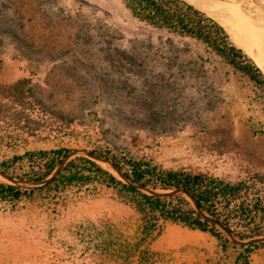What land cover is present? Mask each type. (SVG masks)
I'll return each instance as SVG.
<instances>
[{
    "label": "rangeland",
    "instance_id": "obj_1",
    "mask_svg": "<svg viewBox=\"0 0 264 264\" xmlns=\"http://www.w3.org/2000/svg\"><path fill=\"white\" fill-rule=\"evenodd\" d=\"M230 3L238 10L205 3L221 8L215 15L194 5L222 25L248 20L264 31V0ZM24 76L41 104L82 122L63 142L30 139L28 149L64 144L78 148L72 158L85 154L83 136L99 131L169 168L232 181L264 170L263 92L205 44L133 17L123 0H0V83ZM52 196L0 206V264H163L142 239L138 212L114 189L71 188L64 202ZM240 251L230 246L224 264H237ZM250 264H264V245Z\"/></svg>",
    "mask_w": 264,
    "mask_h": 264
},
{
    "label": "trees",
    "instance_id": "obj_2",
    "mask_svg": "<svg viewBox=\"0 0 264 264\" xmlns=\"http://www.w3.org/2000/svg\"><path fill=\"white\" fill-rule=\"evenodd\" d=\"M131 15L168 33L205 44L233 68L251 79L263 92L264 71L230 37L216 19L187 0H123ZM33 80L24 76L14 83H0V170L25 184L0 181V206L14 207L23 197L36 192L66 199L71 188H89L102 184L116 191L119 198L139 214L143 240L159 236L166 222L208 232L223 251L240 248L237 264H250L251 254L264 242L241 245L224 232L185 197L190 194L199 208L221 221L228 230L247 239L264 234V170L250 171L232 181L209 172L187 168H169L151 154L134 155L110 143L101 132L85 134L90 155L70 154L78 148L57 144L50 148L25 147L30 139L61 143L72 136L76 118L47 108L33 93ZM264 133V130L262 131ZM88 133V132H87ZM80 139V137H78ZM83 139V138H82ZM24 148L22 153L17 151ZM7 151H15L7 155ZM91 155L103 158L112 170ZM68 159L65 161V159ZM65 161V162H64ZM56 175L47 179L63 163ZM23 164L27 169L19 174ZM127 180L121 178L116 170ZM43 182V183H41ZM142 186V187H140ZM179 189L174 194L150 193ZM63 201V202H64Z\"/></svg>",
    "mask_w": 264,
    "mask_h": 264
},
{
    "label": "crops",
    "instance_id": "obj_3",
    "mask_svg": "<svg viewBox=\"0 0 264 264\" xmlns=\"http://www.w3.org/2000/svg\"><path fill=\"white\" fill-rule=\"evenodd\" d=\"M147 242L163 264H224L229 255L208 232L172 222H166L162 233Z\"/></svg>",
    "mask_w": 264,
    "mask_h": 264
},
{
    "label": "bare ground",
    "instance_id": "obj_4",
    "mask_svg": "<svg viewBox=\"0 0 264 264\" xmlns=\"http://www.w3.org/2000/svg\"><path fill=\"white\" fill-rule=\"evenodd\" d=\"M197 6L207 10L211 14H217L215 11L220 10L219 6H216L215 11L208 10L205 7V3L214 2L215 0H191ZM224 2L229 7L238 10L237 5L230 2H242L247 3L248 0H218ZM259 12V11H258ZM239 17V12L233 14L232 18ZM248 21V20H247ZM247 21H232L222 20L223 26L226 30L239 42V46L248 52L255 60L256 63L264 68V31H259L251 26ZM250 21V20H249ZM252 22V21H251ZM256 26V25H255ZM257 27V26H256ZM259 28V27H258ZM257 50V51H256Z\"/></svg>",
    "mask_w": 264,
    "mask_h": 264
},
{
    "label": "water",
    "instance_id": "obj_5",
    "mask_svg": "<svg viewBox=\"0 0 264 264\" xmlns=\"http://www.w3.org/2000/svg\"><path fill=\"white\" fill-rule=\"evenodd\" d=\"M187 1L190 2V3H192V4L194 5V3H193L191 0H187ZM82 151H83L86 155H89V154L87 153V150L83 149ZM75 152H76V151L72 152V153L70 154V156H71L73 153H75ZM89 156H90V155H89ZM91 157L94 158V159H97V160H99V161L105 162L103 158H99V157H97V156H95V155H91ZM67 159H68V157L65 159V161H66ZM65 161H64V162H65ZM64 162L61 163V164H60V165L54 170V172H53V173H52L47 179H45L43 182H46V181L49 180L51 177H53L54 175H56V174L58 173V171L61 169V167L63 166ZM113 168H114V167H113ZM114 169L116 170L117 174H118L121 178H123L124 180H127V178H126L122 173H120L116 168H114ZM0 174H1L2 176L6 177L7 179L11 180V181L14 182V183H20V182H22V183H26L25 180H20V179L12 178L9 174H7V173H5V172H3V171H1V170H0ZM43 182H41V183H43ZM140 187H142V186H140ZM144 188H145V187H144ZM145 190H147V191L150 192V193H158V194H174V193L181 192L179 189H174V190L166 191V192H159V191H155V190H153V189H149V188H145ZM184 195L188 196V197L192 200L194 206L197 208V210H198L199 212H201V214H202L203 216L209 218L212 222H215V223L217 224V226H218V227L224 232V234H225V235H226L231 241H233V242H235V243H238V244H241V245H248V244H250V243H260V242H264V234L259 235V236H254V237H251V238H247V239H243V238L238 237V236L235 235L232 231L228 230L227 227H226L221 221H219L217 218H215V217H213V216H210V215L207 214L205 211H203L201 208H199L197 201H196V200H195L190 194H184Z\"/></svg>",
    "mask_w": 264,
    "mask_h": 264
}]
</instances>
